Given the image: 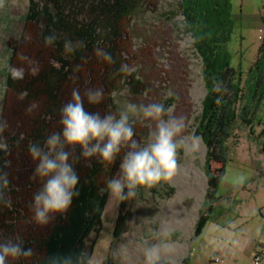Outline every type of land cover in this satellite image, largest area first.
Returning <instances> with one entry per match:
<instances>
[{
    "label": "rangeland",
    "instance_id": "obj_1",
    "mask_svg": "<svg viewBox=\"0 0 264 264\" xmlns=\"http://www.w3.org/2000/svg\"><path fill=\"white\" fill-rule=\"evenodd\" d=\"M29 2L30 0H4V6L0 7V110L10 125L6 131L11 137L18 138L16 148L11 149V155H8L13 194L8 196L10 205L0 210V235H19L22 239L28 235L38 236L49 230L59 214H54L47 225H37L32 219L33 213L29 207L33 194L40 189L41 184L30 179L35 164L24 150V140L31 121L42 113L44 105L40 101H33L25 106L24 101L5 89L2 76L10 57L7 54L9 48L11 52L16 50L15 66H21L17 59V54L21 51L38 61L40 69L51 59L50 51L38 41V28L23 22ZM253 2V6H245L246 14L262 11V0ZM233 3L237 15L242 0H233ZM236 17L237 31L229 50L234 56V67L242 74L244 82L249 69L258 58L264 17ZM182 20L180 0H140L135 15L125 23L119 56L123 64L138 66L140 79L136 80L141 82V90L139 94H135L131 88L120 83L115 90L104 91L101 103L107 101L106 112L116 114L130 102H163L166 106L175 104V114L186 118L185 135L188 139L200 140L195 136V125L206 95L205 89H202V62L194 52L192 38L183 34ZM28 33L31 34V41L25 39ZM89 88H101L99 81L95 79V82L86 86L72 87L69 89V98L73 89H79L83 95ZM125 88L130 91L124 92ZM168 89L174 92V96L165 100L163 94ZM112 93H115V96L111 95ZM33 104L36 107L29 111ZM261 121L264 123V109ZM134 129V139L142 144L146 140L148 130L139 124L134 125ZM262 131L263 126L255 127L254 133H251L250 129H244L240 123L237 125L233 137L228 141L229 161L217 192L220 201L218 209L214 219L208 223L200 236L195 237V227L205 200L200 201L201 207L192 234L186 235L180 229L162 232L159 219L162 206L177 191L172 182L138 190L136 197L126 199L128 205L122 211V200L111 194L103 217L102 230L97 236L98 241L92 256L93 264H103L107 258L114 256V251L118 249L126 257L114 256L118 264H143L140 248L144 241L150 244L163 241L164 246L185 247L186 251L178 261L162 257L170 264H184L187 259L190 264H214L212 258L215 256L223 258L222 264H255L253 245L264 243ZM187 150V155L184 150L179 153V166L193 164L204 171L205 149L188 147ZM241 175L245 177L243 185L234 186L233 178ZM207 185L208 183L205 186L206 191ZM206 191L203 199L206 197ZM195 200L197 201V198H186L184 205L191 210ZM120 215L125 218L126 223L120 235L121 239L116 243L114 230ZM158 233L163 235H157ZM94 238L95 234L91 239ZM17 261L19 259L9 258V264Z\"/></svg>",
    "mask_w": 264,
    "mask_h": 264
},
{
    "label": "trees",
    "instance_id": "obj_2",
    "mask_svg": "<svg viewBox=\"0 0 264 264\" xmlns=\"http://www.w3.org/2000/svg\"><path fill=\"white\" fill-rule=\"evenodd\" d=\"M139 2L30 0L23 22L38 28V41L50 51L51 59L43 65L37 76L26 75L20 81L12 80L6 67L2 71L5 89L16 96L22 91L28 92V96L22 100L25 106L33 101H40L44 105L42 113L31 121L25 136L24 150L27 153L29 143L43 145L48 135L61 130L60 110L70 99L69 89L72 87H83L96 79L105 92L115 90L118 84L124 83L133 93L139 94L142 84L134 78L136 74L116 75L123 64L119 47L124 26L135 15ZM180 8L182 31L193 40L194 52L202 62V78L206 89L195 125L196 138H201L207 148L204 171L208 179L205 202L195 227V237H198L217 212L220 202L217 192L229 161L228 141L233 137L237 125L240 123L244 129H250L251 133H254L255 127L263 126L264 133V123L261 121L264 109V29L258 58L243 82L242 74L234 67V56L229 50L238 25L233 0H180ZM53 33L57 35L54 46H45L44 37ZM65 39L74 42L82 40L86 47L66 55L63 47ZM97 46L111 53L115 63L98 60L93 52ZM7 54L10 55L7 64L14 65L16 50L11 52L9 48ZM76 65H82L81 70L73 71ZM216 81H222L227 91L214 92L213 84ZM217 100L220 102L217 103ZM85 108L103 114L108 108V102L98 105L85 102ZM3 136L11 149L16 148L17 137H11L8 131ZM124 151L107 170L96 157H79L70 161L79 175L76 186L79 195L73 197L65 212L58 214L49 230L23 239L24 247L31 248L33 254L27 258L20 257L19 261L10 264H62L63 257L77 256L85 251L92 259L111 197V193L106 190V181L118 176ZM0 168L9 172L8 155L2 152ZM4 191L7 196L12 195L11 184ZM127 205V201L122 200L121 211ZM1 209H5V206L0 205ZM125 223V218L120 215L114 230L116 243L121 239ZM94 234L95 238L91 239ZM103 264L118 262L111 256ZM184 264H190V260H185Z\"/></svg>",
    "mask_w": 264,
    "mask_h": 264
},
{
    "label": "clouds",
    "instance_id": "obj_3",
    "mask_svg": "<svg viewBox=\"0 0 264 264\" xmlns=\"http://www.w3.org/2000/svg\"><path fill=\"white\" fill-rule=\"evenodd\" d=\"M4 0H0V7ZM31 41V34L25 35ZM57 40L55 33L44 37L45 46H54ZM64 53L74 54L78 49L86 47L82 40H64ZM95 57L105 63H115L111 53L103 47L97 46L93 50ZM21 66L5 64L10 78L20 81L26 75L37 76L40 71L38 61L26 55L23 51L17 54ZM87 62L86 60L84 61ZM168 67V65H165ZM82 65L74 66L73 71L81 70ZM138 66L122 64L116 73L124 76L135 75L140 79ZM128 88L124 92H129ZM214 92H226L227 88L222 81L213 84ZM111 95L115 96V93ZM145 95L147 93L145 92ZM164 99L174 96L168 89L164 92ZM28 92L17 94L19 100H24ZM104 98L103 88H89L81 95L79 89H73L71 98L60 110L61 130L46 137L43 145L29 143L28 155L34 162L30 179L41 184L40 189L33 194L29 205L33 213L32 219L37 225H47L54 214L65 212L71 205L73 197L78 196L76 186L79 175L70 161L79 157L85 159L96 157L105 166V169L115 163L123 152L119 165L120 175L106 181V190L121 200L136 197L138 190L163 186L173 180L179 168L178 156L181 150L187 155L189 146L186 118L177 116L176 105L166 106L163 102L128 103L118 114L100 111L91 112L85 108V100L89 105H98ZM220 101L217 100V103ZM36 105H31L29 111ZM139 124L146 128L147 137L141 144L134 139V125ZM10 128L8 121L0 110V152L11 155V148L3 136ZM79 149V156H77ZM10 167V161L8 162ZM10 173L0 168V205L9 206L11 201L4 190L9 188ZM245 181L244 176L234 177L232 183L239 187ZM103 190V189H102ZM157 235H163L158 233ZM163 241L159 244H150L144 241L141 245L143 264H170L162 259ZM31 248L24 247L23 239L0 235V264H9L20 257H30ZM114 256L126 258L121 250H116ZM62 264H93L89 254L85 251L77 256L68 255L62 258Z\"/></svg>",
    "mask_w": 264,
    "mask_h": 264
},
{
    "label": "bare ground",
    "instance_id": "obj_4",
    "mask_svg": "<svg viewBox=\"0 0 264 264\" xmlns=\"http://www.w3.org/2000/svg\"><path fill=\"white\" fill-rule=\"evenodd\" d=\"M188 140L189 148L198 147L204 149L201 140H194L193 138ZM205 178V172L193 164L179 166L176 176L171 181L176 187V194L166 201L162 206V211L160 210L159 219L162 224V232L180 229L186 235L192 234L201 206L200 201L203 200L206 191L207 179ZM186 198H197L191 210L184 205ZM185 249L182 245H178V247H173L172 245L164 246L162 248V257L178 261L184 255Z\"/></svg>",
    "mask_w": 264,
    "mask_h": 264
},
{
    "label": "crops",
    "instance_id": "obj_5",
    "mask_svg": "<svg viewBox=\"0 0 264 264\" xmlns=\"http://www.w3.org/2000/svg\"><path fill=\"white\" fill-rule=\"evenodd\" d=\"M263 5H262V11H259V13H254V14H246V7H250L254 5L253 0H242L241 5L239 6L240 11H239V15L237 14L236 16H240V17H244L247 15V17H255V18H262L264 17V0H262ZM246 6V7H245ZM261 245H264L263 242H258V243H254L253 245V255H255L256 252H258L259 248ZM264 263V257L262 258V262L261 264Z\"/></svg>",
    "mask_w": 264,
    "mask_h": 264
},
{
    "label": "built area",
    "instance_id": "obj_6",
    "mask_svg": "<svg viewBox=\"0 0 264 264\" xmlns=\"http://www.w3.org/2000/svg\"><path fill=\"white\" fill-rule=\"evenodd\" d=\"M264 257V245H261L258 252L255 253L254 255V263L255 264H261L262 258ZM212 262L214 264H222L223 263V258L220 256H215L212 258Z\"/></svg>",
    "mask_w": 264,
    "mask_h": 264
},
{
    "label": "water",
    "instance_id": "obj_7",
    "mask_svg": "<svg viewBox=\"0 0 264 264\" xmlns=\"http://www.w3.org/2000/svg\"><path fill=\"white\" fill-rule=\"evenodd\" d=\"M204 89H205V84H204ZM205 93H206V89H205ZM200 140H201V142H202V144H203V146H204V149H205V151L207 152V148H206V146H205V144H204V142H203V140L201 139V138H199ZM205 176H206V173H205ZM206 179H207V177H206ZM207 183H208V179H207ZM207 189H208V185H207ZM206 193H207V191H206ZM205 200V198L202 200V201H204ZM201 207V206H200Z\"/></svg>",
    "mask_w": 264,
    "mask_h": 264
}]
</instances>
